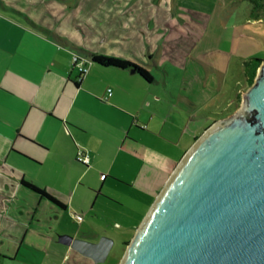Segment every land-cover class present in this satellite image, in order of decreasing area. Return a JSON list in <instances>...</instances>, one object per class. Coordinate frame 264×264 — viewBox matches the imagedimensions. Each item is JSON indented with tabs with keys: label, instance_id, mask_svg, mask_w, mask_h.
Segmentation results:
<instances>
[{
	"label": "crops",
	"instance_id": "crops-1",
	"mask_svg": "<svg viewBox=\"0 0 264 264\" xmlns=\"http://www.w3.org/2000/svg\"><path fill=\"white\" fill-rule=\"evenodd\" d=\"M183 11L209 20L190 0H0V264H74L73 250L82 256L75 264L85 263L82 258L107 264L108 257L96 262L62 239L98 241L109 233L120 223L111 219L116 192L150 191L142 182L150 170L147 152L177 141L186 146L184 156L209 127L191 111L193 99L184 108L155 95L160 81L147 55L157 63L173 29L190 34L179 18L205 28ZM211 20L223 28L220 17ZM248 21L262 24L251 15ZM74 53L89 59L82 78ZM91 53L122 56L148 67L155 80L94 63ZM79 148L92 154L89 165L78 161ZM179 161H152L154 173L161 168L166 177L132 225L135 231Z\"/></svg>",
	"mask_w": 264,
	"mask_h": 264
},
{
	"label": "water",
	"instance_id": "water-1",
	"mask_svg": "<svg viewBox=\"0 0 264 264\" xmlns=\"http://www.w3.org/2000/svg\"><path fill=\"white\" fill-rule=\"evenodd\" d=\"M67 238L96 262L114 244ZM118 264H264V58L241 107L179 161Z\"/></svg>",
	"mask_w": 264,
	"mask_h": 264
},
{
	"label": "rangeland",
	"instance_id": "rangeland-1",
	"mask_svg": "<svg viewBox=\"0 0 264 264\" xmlns=\"http://www.w3.org/2000/svg\"><path fill=\"white\" fill-rule=\"evenodd\" d=\"M190 2L193 10L206 14L205 18L209 19L208 22L199 21L196 14L191 11H183V14H190L198 23L208 28L202 31L194 29L179 18L180 23L189 30L190 34L186 36L183 32L173 29L168 38L164 40L165 48L159 51L156 57L157 63H154L155 59H150L149 55L147 58L152 72L160 81V84L155 87L156 97L163 96L165 105L173 100L184 108L188 107L187 98L193 99L196 105L191 111L195 110L200 114L207 127L219 119L229 117L241 107L243 92L250 87L246 83L244 60L253 56L264 58V39L258 35L259 33L264 35V24L248 21L251 15L249 0H229L228 2L226 0H190ZM212 17L215 19L220 17L223 28L213 23L212 20L211 23L210 18ZM199 40L205 45L202 50H199ZM104 54L107 55V53ZM161 142L163 144H159L162 147L158 148L159 151L150 149L147 152L149 161L147 166L150 170L145 172V179L142 182L143 185H148L150 189L148 194L131 195L130 192L127 194L116 192L115 200L118 203L113 206L116 213L112 214L111 219L118 220L120 223L112 225L109 233L104 234L114 239L107 264L119 263L128 246L127 243L125 251L121 254L122 242L125 239L131 241L135 233L134 224H137L138 218L146 209L148 201L157 189L156 186L166 177L165 171L161 168L156 171L157 174L154 173L156 166L152 161L160 163L167 157L175 160H181L183 157L186 147L184 143ZM160 150L164 152L165 157L159 153ZM122 204L126 205L125 215H122ZM74 211L81 213L77 209ZM70 256L74 264L78 257H82L74 250L70 252ZM82 259L85 260L83 264L91 262L88 258Z\"/></svg>",
	"mask_w": 264,
	"mask_h": 264
},
{
	"label": "trees",
	"instance_id": "trees-1",
	"mask_svg": "<svg viewBox=\"0 0 264 264\" xmlns=\"http://www.w3.org/2000/svg\"><path fill=\"white\" fill-rule=\"evenodd\" d=\"M249 1L251 4V18L257 20L259 23L264 24V0H249ZM262 37L264 39L263 35ZM90 60L94 63H98L103 66H112V67L125 68V69L135 68L136 72L148 82H153L155 80L154 74L151 72V70L148 67L135 64L133 61L129 59H125V58H121L117 56L99 54V53H91ZM261 60H262V57H258V56L248 57L244 60L245 78H246V83L248 86H251L254 83L257 73H258V68L261 64ZM83 75H80L79 78H82ZM199 136L200 135H198L197 138ZM23 182L30 188L38 191L44 197H47L50 200L61 204L60 201H58L54 196H52L46 190L28 181H23ZM127 243H129L128 240H124L122 242L121 254L125 251V248H126L125 245Z\"/></svg>",
	"mask_w": 264,
	"mask_h": 264
},
{
	"label": "built area",
	"instance_id": "built-area-1",
	"mask_svg": "<svg viewBox=\"0 0 264 264\" xmlns=\"http://www.w3.org/2000/svg\"><path fill=\"white\" fill-rule=\"evenodd\" d=\"M73 65L76 69H78L80 75L86 74L89 70V59L79 53H74ZM111 92H112V89L110 88L109 93ZM76 157L78 161L86 165H89L92 160V154L90 153V151L83 149V148L78 149ZM74 216L76 217V219L80 221L83 220V216L79 213H74Z\"/></svg>",
	"mask_w": 264,
	"mask_h": 264
},
{
	"label": "flooded vegetation",
	"instance_id": "flooded-vegetation-1",
	"mask_svg": "<svg viewBox=\"0 0 264 264\" xmlns=\"http://www.w3.org/2000/svg\"><path fill=\"white\" fill-rule=\"evenodd\" d=\"M99 239H100V238H99ZM99 239H98V240H99Z\"/></svg>",
	"mask_w": 264,
	"mask_h": 264
}]
</instances>
